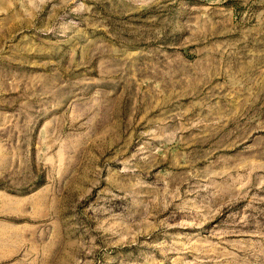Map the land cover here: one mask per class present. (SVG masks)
Masks as SVG:
<instances>
[{"label": "rangeland", "instance_id": "1", "mask_svg": "<svg viewBox=\"0 0 264 264\" xmlns=\"http://www.w3.org/2000/svg\"><path fill=\"white\" fill-rule=\"evenodd\" d=\"M0 264H264V0H0Z\"/></svg>", "mask_w": 264, "mask_h": 264}]
</instances>
